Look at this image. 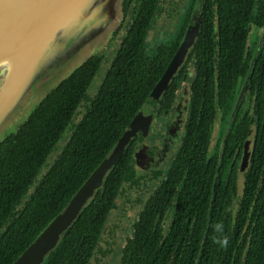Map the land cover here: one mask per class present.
I'll use <instances>...</instances> for the list:
<instances>
[{"label":"flooded vegetation","instance_id":"flooded-vegetation-1","mask_svg":"<svg viewBox=\"0 0 264 264\" xmlns=\"http://www.w3.org/2000/svg\"><path fill=\"white\" fill-rule=\"evenodd\" d=\"M245 4L121 0L120 22L105 51L95 54L98 68L106 62L109 68L124 47L127 56L141 53L163 75L182 51L177 72L159 100L148 143L161 141V130L172 120V106L179 99L186 107V123L177 142L158 162L142 163L148 169L139 166L131 153L134 178L122 183L87 264L130 263L131 242L141 249L168 247L167 236L175 222L188 224L197 214L198 202L204 205L207 190L203 186L208 180L210 201L216 191L217 199L231 194L228 210L233 223L247 195L249 212L241 236L249 248L248 227L255 226L252 210L259 198L264 199V0ZM202 125L207 132L196 130ZM133 143L135 148L136 140ZM194 151L197 156H192ZM143 232L153 241L143 238Z\"/></svg>","mask_w":264,"mask_h":264},{"label":"trees","instance_id":"trees-1","mask_svg":"<svg viewBox=\"0 0 264 264\" xmlns=\"http://www.w3.org/2000/svg\"><path fill=\"white\" fill-rule=\"evenodd\" d=\"M236 1L251 5L253 0ZM124 49L116 52L94 93L89 92L99 71L96 55L52 89L26 121L0 142V264H12L61 212L121 137L161 77L162 70L149 64L141 53L131 57ZM126 49L131 50L129 46ZM196 130L207 132L204 125ZM133 142L46 264L88 263L122 183L134 178ZM51 154L52 161L47 164ZM195 171L190 169V173ZM210 184L208 180L203 186L207 198L204 205L198 202L197 214L189 223L172 226L168 247L141 249L140 244L131 242L128 264H264V199L259 198L253 207L255 226L248 227L251 236L246 249L241 231L249 212L247 195L240 201L233 223L228 210L231 194L217 199L220 193L216 195V191L210 201ZM142 234L153 241L149 233ZM135 240L139 241L138 235Z\"/></svg>","mask_w":264,"mask_h":264},{"label":"water","instance_id":"water-1","mask_svg":"<svg viewBox=\"0 0 264 264\" xmlns=\"http://www.w3.org/2000/svg\"><path fill=\"white\" fill-rule=\"evenodd\" d=\"M120 19L121 0H0V142L26 121L52 89L104 48ZM182 57L181 51L104 159L12 264L48 262L134 140L133 158L143 168L142 163L158 162L177 142L186 123V107L180 99L172 106V120L161 130V141L151 145L147 137L155 125L159 100ZM154 152L157 157L151 158Z\"/></svg>","mask_w":264,"mask_h":264},{"label":"rangeland","instance_id":"rangeland-1","mask_svg":"<svg viewBox=\"0 0 264 264\" xmlns=\"http://www.w3.org/2000/svg\"><path fill=\"white\" fill-rule=\"evenodd\" d=\"M107 44H109V42ZM105 46H104V48L100 52L105 51ZM107 69H108V62H106L105 65L101 66L100 71L98 72L97 77H95L96 80H93L92 83H91L90 92L89 93H94L97 90V88L99 87V85H100V83L102 81V78L104 77ZM58 145H59V147H61V145H62L61 142ZM52 158H53V154H51V157H50L49 161H52Z\"/></svg>","mask_w":264,"mask_h":264}]
</instances>
